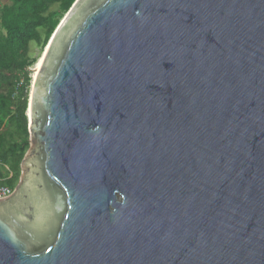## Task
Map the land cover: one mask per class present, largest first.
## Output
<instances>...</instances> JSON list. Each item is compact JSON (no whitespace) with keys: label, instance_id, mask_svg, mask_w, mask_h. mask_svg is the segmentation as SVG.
<instances>
[{"label":"water","instance_id":"1","mask_svg":"<svg viewBox=\"0 0 264 264\" xmlns=\"http://www.w3.org/2000/svg\"><path fill=\"white\" fill-rule=\"evenodd\" d=\"M45 49L0 264H264V0H76Z\"/></svg>","mask_w":264,"mask_h":264},{"label":"trees","instance_id":"2","mask_svg":"<svg viewBox=\"0 0 264 264\" xmlns=\"http://www.w3.org/2000/svg\"><path fill=\"white\" fill-rule=\"evenodd\" d=\"M76 0H9L0 6V187L18 184L20 164L29 149L26 117L32 43L43 51ZM23 80L22 88L16 83Z\"/></svg>","mask_w":264,"mask_h":264},{"label":"rangeland","instance_id":"3","mask_svg":"<svg viewBox=\"0 0 264 264\" xmlns=\"http://www.w3.org/2000/svg\"><path fill=\"white\" fill-rule=\"evenodd\" d=\"M8 4H9V0H0V6L8 5ZM28 53H29V56L31 59H36V61H37V59L41 55L42 51L38 45H36L35 43H32L29 47ZM32 67L29 68V77H30L31 81H32ZM31 81H30V86H31ZM29 92H30V89H29Z\"/></svg>","mask_w":264,"mask_h":264},{"label":"bare ground","instance_id":"4","mask_svg":"<svg viewBox=\"0 0 264 264\" xmlns=\"http://www.w3.org/2000/svg\"><path fill=\"white\" fill-rule=\"evenodd\" d=\"M45 58H46V49L44 51H42V53L39 56V58L37 59L35 65H33V67H32V82L33 83L35 82V80L37 79L38 75L40 74V72L43 68ZM30 107H31V102H30ZM30 112L31 111L29 110V113H28L29 117H30Z\"/></svg>","mask_w":264,"mask_h":264},{"label":"built area","instance_id":"5","mask_svg":"<svg viewBox=\"0 0 264 264\" xmlns=\"http://www.w3.org/2000/svg\"><path fill=\"white\" fill-rule=\"evenodd\" d=\"M28 72H29V68H28ZM23 86V80H19L17 83H16V88L17 90L22 88ZM11 191L7 188H4V187H0V200H3L5 198H7L8 196L11 195Z\"/></svg>","mask_w":264,"mask_h":264}]
</instances>
